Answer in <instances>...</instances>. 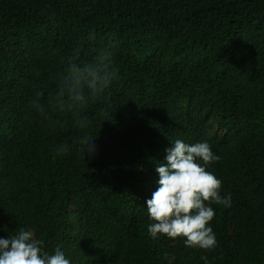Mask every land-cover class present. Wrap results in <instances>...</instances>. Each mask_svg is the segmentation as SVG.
<instances>
[{
	"label": "trees",
	"instance_id": "obj_1",
	"mask_svg": "<svg viewBox=\"0 0 264 264\" xmlns=\"http://www.w3.org/2000/svg\"><path fill=\"white\" fill-rule=\"evenodd\" d=\"M101 49L117 71L91 123L46 121L37 92L46 105L67 58ZM177 139L221 158L208 170L231 206L210 205L211 251L148 232ZM22 228L71 264H264V0H0V237Z\"/></svg>",
	"mask_w": 264,
	"mask_h": 264
},
{
	"label": "clouds",
	"instance_id": "obj_2",
	"mask_svg": "<svg viewBox=\"0 0 264 264\" xmlns=\"http://www.w3.org/2000/svg\"><path fill=\"white\" fill-rule=\"evenodd\" d=\"M111 56V51L101 49L93 62L83 64L77 63L75 56L68 57L67 67L55 77L56 90L48 93L46 105L41 91L31 102L33 107L51 124L58 123L52 119L53 114L72 112L79 117L78 126L87 127L91 121L80 114L90 102L107 98L105 93L117 71L112 66ZM61 60L64 62L65 58L61 57ZM93 139L79 138L85 155L95 154ZM172 144L166 149V163L156 168L158 187L146 201L149 219L153 221L148 232L154 239L158 234L171 239L183 237L188 247L206 252L214 250L218 241L209 226L215 217V210L210 205L231 206V194L221 195L222 180L208 170L209 165L221 158L207 141L189 144L177 139ZM68 150V145L64 144L55 151L61 155ZM43 244V240L35 238L33 231L23 228L14 236L0 237V264H71L59 245L54 254H49L44 251ZM165 258L169 264L175 259L169 254H165ZM201 259L209 264L207 256Z\"/></svg>",
	"mask_w": 264,
	"mask_h": 264
}]
</instances>
